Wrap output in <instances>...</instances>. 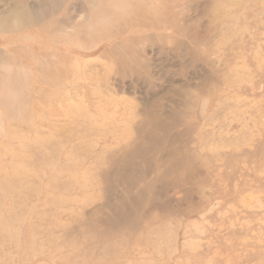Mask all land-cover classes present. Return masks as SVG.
Wrapping results in <instances>:
<instances>
[{
  "label": "rangeland",
  "instance_id": "obj_1",
  "mask_svg": "<svg viewBox=\"0 0 264 264\" xmlns=\"http://www.w3.org/2000/svg\"><path fill=\"white\" fill-rule=\"evenodd\" d=\"M0 264H264V0H0Z\"/></svg>",
  "mask_w": 264,
  "mask_h": 264
}]
</instances>
